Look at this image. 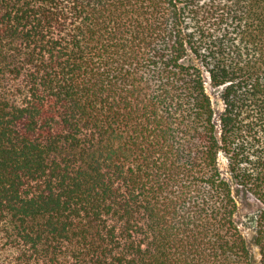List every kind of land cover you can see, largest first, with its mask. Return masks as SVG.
<instances>
[{
  "label": "trees",
  "instance_id": "trees-1",
  "mask_svg": "<svg viewBox=\"0 0 264 264\" xmlns=\"http://www.w3.org/2000/svg\"><path fill=\"white\" fill-rule=\"evenodd\" d=\"M0 264H264V0H0Z\"/></svg>",
  "mask_w": 264,
  "mask_h": 264
},
{
  "label": "rangeland",
  "instance_id": "rangeland-1",
  "mask_svg": "<svg viewBox=\"0 0 264 264\" xmlns=\"http://www.w3.org/2000/svg\"><path fill=\"white\" fill-rule=\"evenodd\" d=\"M206 79H208V78L206 77ZM206 86H207V91L209 92V94L211 95V97L214 101L215 109H216V112L218 115L220 113V111L222 110V107H223L222 99L220 97V93H221L223 88L222 87H212V86H210L208 81L206 82ZM219 163H220V167H221V170H222L224 176L230 177V172H229L228 166H227V159L223 154H220V156H219ZM237 197H238V200L241 201L242 195L238 194ZM249 198L252 201L254 200L252 196H249Z\"/></svg>",
  "mask_w": 264,
  "mask_h": 264
}]
</instances>
